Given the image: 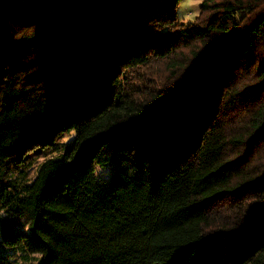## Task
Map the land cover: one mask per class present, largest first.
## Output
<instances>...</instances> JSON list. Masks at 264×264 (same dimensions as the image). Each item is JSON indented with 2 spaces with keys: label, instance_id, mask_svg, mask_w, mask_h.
<instances>
[{
  "label": "trees",
  "instance_id": "1",
  "mask_svg": "<svg viewBox=\"0 0 264 264\" xmlns=\"http://www.w3.org/2000/svg\"><path fill=\"white\" fill-rule=\"evenodd\" d=\"M181 1L0 0V264H264V0Z\"/></svg>",
  "mask_w": 264,
  "mask_h": 264
},
{
  "label": "rangeland",
  "instance_id": "2",
  "mask_svg": "<svg viewBox=\"0 0 264 264\" xmlns=\"http://www.w3.org/2000/svg\"><path fill=\"white\" fill-rule=\"evenodd\" d=\"M200 3L201 0H182L178 9L180 20H194L199 14ZM186 50L188 49H185L184 54L186 53ZM1 240L2 238L0 236V246L2 245ZM5 250L9 252L15 251L17 253V255L14 256L16 261L15 264H39L42 259V255L40 253L29 252L23 249L20 245L16 246L15 250L12 246H7V249Z\"/></svg>",
  "mask_w": 264,
  "mask_h": 264
}]
</instances>
